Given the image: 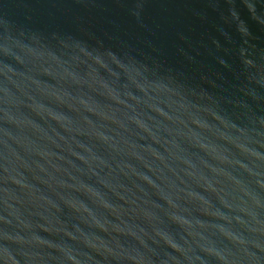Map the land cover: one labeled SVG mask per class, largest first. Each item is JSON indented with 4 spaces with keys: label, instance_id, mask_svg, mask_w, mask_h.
<instances>
[{
    "label": "water",
    "instance_id": "obj_1",
    "mask_svg": "<svg viewBox=\"0 0 264 264\" xmlns=\"http://www.w3.org/2000/svg\"><path fill=\"white\" fill-rule=\"evenodd\" d=\"M0 264H264V0H0Z\"/></svg>",
    "mask_w": 264,
    "mask_h": 264
}]
</instances>
